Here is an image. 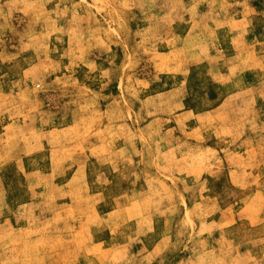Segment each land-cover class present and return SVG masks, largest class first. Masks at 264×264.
Instances as JSON below:
<instances>
[{"label":"rangeland","instance_id":"rangeland-1","mask_svg":"<svg viewBox=\"0 0 264 264\" xmlns=\"http://www.w3.org/2000/svg\"><path fill=\"white\" fill-rule=\"evenodd\" d=\"M262 141L264 0H0V264H259Z\"/></svg>","mask_w":264,"mask_h":264},{"label":"snow or ice","instance_id":"snow-or-ice-1","mask_svg":"<svg viewBox=\"0 0 264 264\" xmlns=\"http://www.w3.org/2000/svg\"><path fill=\"white\" fill-rule=\"evenodd\" d=\"M124 7H128L129 5L127 4V3H125L124 5H123ZM196 7V5L195 4H193L192 5V8L194 9ZM66 27H74V25H72V24H66ZM115 71V70H114ZM109 75V73L108 72H105L104 73V76H108ZM262 145H264V141H262ZM139 156V154L137 153V157ZM140 163L141 164H143V161H140ZM259 264H264V259H262L260 262H259Z\"/></svg>","mask_w":264,"mask_h":264},{"label":"bare ground","instance_id":"bare-ground-1","mask_svg":"<svg viewBox=\"0 0 264 264\" xmlns=\"http://www.w3.org/2000/svg\"><path fill=\"white\" fill-rule=\"evenodd\" d=\"M21 251V250H20Z\"/></svg>","mask_w":264,"mask_h":264}]
</instances>
